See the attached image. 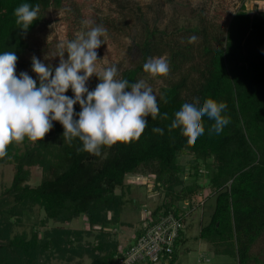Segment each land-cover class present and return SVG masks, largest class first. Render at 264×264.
<instances>
[{
  "label": "trees",
  "instance_id": "1",
  "mask_svg": "<svg viewBox=\"0 0 264 264\" xmlns=\"http://www.w3.org/2000/svg\"><path fill=\"white\" fill-rule=\"evenodd\" d=\"M90 1L0 0V54L14 51L15 69L22 71L28 35L51 6L67 12L69 41L77 32L88 30L85 21L107 29L101 37L104 44L107 38L115 40L127 0H108L112 14L95 6L87 17ZM246 1L234 0L236 7L222 30L207 24L212 0H203L198 24L178 30L179 39L154 40L149 35L139 45L137 64L124 68L119 62L111 64L117 68L116 79L131 84L137 82L145 62L168 51L167 75L173 76L156 97L159 114L155 119L145 118L148 123L138 139L101 146L96 156L78 152L82 142L78 138L66 141L62 125L53 121L43 140L25 138L8 146L7 156L0 159L1 165L11 164L13 170L11 181L0 184V264H50L53 255L68 262L76 258L75 264H82L83 258L89 260L87 264H113L143 230L125 244L117 237L127 200L122 189L130 184L127 177L135 174L152 176L147 185L161 197L147 211V220L172 213L181 221L171 252L162 253L157 263L145 260L140 264H175V251L185 240L187 215L201 194V204L213 197V205L207 222H199L200 238L215 254L231 257L227 264H264V259L252 253L264 233V10L251 13ZM23 3L40 6L37 20L26 32L14 16ZM191 36L197 37L195 42H189ZM187 63L193 74L183 71L176 79L174 73ZM32 78L39 86L38 76ZM98 83L93 75L86 86L92 91ZM65 95L73 97L70 88ZM206 99L226 104L221 114L229 123L219 134L210 133L214 120L203 117L205 131L188 147L181 129H170V125L184 103L200 107ZM80 110L79 104L74 105L75 113ZM164 113L167 119L161 118ZM153 128L163 129V134ZM184 152L192 156L186 164L180 160ZM34 167H39L40 177L32 185ZM36 209L42 214L38 223L43 229L33 226L17 231L25 216ZM80 215L85 220L83 228L66 225Z\"/></svg>",
  "mask_w": 264,
  "mask_h": 264
},
{
  "label": "clouds",
  "instance_id": "2",
  "mask_svg": "<svg viewBox=\"0 0 264 264\" xmlns=\"http://www.w3.org/2000/svg\"><path fill=\"white\" fill-rule=\"evenodd\" d=\"M39 12L38 4L33 7L23 3L14 10L16 23L26 32ZM84 23L89 26L87 31L58 45L60 61L54 71L35 56L31 58L39 86L27 72L15 74L17 56L14 51L0 54V159L7 156V148L12 143L23 142L25 138L32 142L43 140L52 129L53 121L62 125L66 141L71 143L78 138L82 142L83 147L77 149L78 152L99 156L101 146L111 147L117 142L138 139L147 126L145 118L150 115L155 119L159 114L156 96L145 81L130 84L116 79L115 65L97 70L102 59L98 60L96 49L104 44L101 37L107 35V29L91 26L92 21ZM196 39L191 36L189 42ZM143 71L152 77L166 76L169 64L165 57L150 58L144 63ZM93 75L99 83L89 91L86 83ZM69 88L73 97L65 95ZM76 104L81 109L78 113L74 112ZM225 108V103L213 99H206L200 107L184 103L175 112L170 129L180 128L187 146L191 147L205 131L203 117L214 120L210 133L219 134L223 130L229 123L221 114ZM161 118L167 119L168 114L164 113ZM153 132L162 135L163 129L153 128Z\"/></svg>",
  "mask_w": 264,
  "mask_h": 264
},
{
  "label": "rangeland",
  "instance_id": "3",
  "mask_svg": "<svg viewBox=\"0 0 264 264\" xmlns=\"http://www.w3.org/2000/svg\"><path fill=\"white\" fill-rule=\"evenodd\" d=\"M107 3L108 0H91L92 8L87 7L85 10L87 17L94 11L95 6H100L101 12L112 14ZM203 3V0H127L125 7L120 12L123 15V22L115 40L107 38L104 46L97 52L98 60L102 59L97 64V70L111 66L113 62H119L121 68L137 64L140 58L139 45L149 35L154 40L179 39L181 36L177 33L178 30L198 24L199 9ZM246 5L247 10L251 13L264 10V0H247ZM235 7L234 0H212L210 8H208L210 20L207 24H214L217 27L219 25L223 30ZM66 16V11L53 6L45 11L43 20L28 35V49L22 58L25 64L22 71L16 69L17 76L21 72H27L31 77L37 76L32 71L31 58L33 56L46 66L50 65L54 71L60 61L58 45L68 40ZM210 31H214V29H210ZM167 55L168 51L164 52L162 56L155 55L152 58H166ZM64 58L67 59L66 52ZM188 67L189 63L184 64L181 71L178 70L174 73L175 78L178 79L183 71H189ZM189 72L193 74L191 71ZM169 76L173 75L152 77L142 71L137 82L145 81L146 85L151 87L152 94L157 97L161 86L169 81ZM180 160L186 164L192 160V156L184 152L180 155ZM12 174L11 164H0V184L7 185L12 179ZM39 177V167L32 168L29 183L32 185L37 183ZM120 190L121 188H118L117 192ZM122 190L127 200L120 215V223L117 225V237L120 243L125 244L129 238H133L137 232L142 230L148 219V217L146 218L147 211L152 210L155 202L160 203L161 197L159 198L147 184L135 181L126 184ZM196 197L197 199L193 203L195 207L190 210L186 218L185 240L179 244L175 251L177 257L175 264H227L232 261L231 257L225 254H215L210 245L198 235L200 220L202 223H206L209 218L213 197L207 198L204 204L199 202L204 199L202 194ZM41 216L38 209L28 213L16 230L29 231L33 226L42 230L43 228L38 223ZM66 225L71 228H83L85 226L84 216L80 215ZM252 253L264 259V233L253 245ZM76 261L75 258L68 262L53 255L50 264H75ZM88 261L87 258H83L82 264H87Z\"/></svg>",
  "mask_w": 264,
  "mask_h": 264
},
{
  "label": "built area",
  "instance_id": "4",
  "mask_svg": "<svg viewBox=\"0 0 264 264\" xmlns=\"http://www.w3.org/2000/svg\"><path fill=\"white\" fill-rule=\"evenodd\" d=\"M128 183H144L151 185L152 176L129 175ZM131 180V181H130ZM147 215V213H146ZM181 221L172 213L160 216L157 221L147 220L136 242L113 264H140L142 261L157 263L162 253L171 252Z\"/></svg>",
  "mask_w": 264,
  "mask_h": 264
}]
</instances>
